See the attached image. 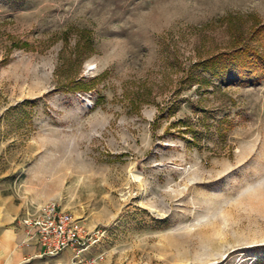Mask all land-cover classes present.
Returning a JSON list of instances; mask_svg holds the SVG:
<instances>
[{"label": "rangeland", "instance_id": "rangeland-1", "mask_svg": "<svg viewBox=\"0 0 264 264\" xmlns=\"http://www.w3.org/2000/svg\"><path fill=\"white\" fill-rule=\"evenodd\" d=\"M236 48L264 0H0V192L101 229L88 262L264 264V62L206 68Z\"/></svg>", "mask_w": 264, "mask_h": 264}, {"label": "built area", "instance_id": "built-area-1", "mask_svg": "<svg viewBox=\"0 0 264 264\" xmlns=\"http://www.w3.org/2000/svg\"><path fill=\"white\" fill-rule=\"evenodd\" d=\"M26 235V244L38 245L43 257H56L66 250L74 253L72 264H98L102 256L89 262L84 253L98 243L103 232L86 224L56 203H45L18 219Z\"/></svg>", "mask_w": 264, "mask_h": 264}, {"label": "crops", "instance_id": "crops-1", "mask_svg": "<svg viewBox=\"0 0 264 264\" xmlns=\"http://www.w3.org/2000/svg\"><path fill=\"white\" fill-rule=\"evenodd\" d=\"M16 197L0 192V264H72L73 251L56 257H43L38 245L26 244V235L18 224L27 208Z\"/></svg>", "mask_w": 264, "mask_h": 264}, {"label": "trees", "instance_id": "trees-1", "mask_svg": "<svg viewBox=\"0 0 264 264\" xmlns=\"http://www.w3.org/2000/svg\"><path fill=\"white\" fill-rule=\"evenodd\" d=\"M251 52L249 48H236L233 52L219 54L206 63V68L212 76L220 79V86L252 81V78H255L256 73H258L255 69L256 62L262 63L264 60L260 61L259 54L253 52L256 58H254L255 61H251L248 56ZM240 68H243V74ZM257 78L259 79L258 76Z\"/></svg>", "mask_w": 264, "mask_h": 264}]
</instances>
